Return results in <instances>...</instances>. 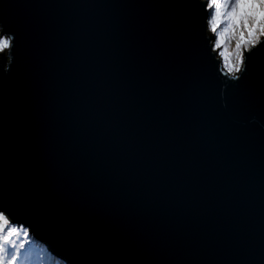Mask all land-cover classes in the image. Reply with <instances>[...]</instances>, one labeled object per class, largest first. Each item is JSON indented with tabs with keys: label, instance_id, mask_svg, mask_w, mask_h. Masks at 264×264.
Here are the masks:
<instances>
[{
	"label": "water",
	"instance_id": "water-1",
	"mask_svg": "<svg viewBox=\"0 0 264 264\" xmlns=\"http://www.w3.org/2000/svg\"><path fill=\"white\" fill-rule=\"evenodd\" d=\"M9 2L42 5L9 10L24 49L6 111L0 97V193L14 192L38 213L33 236L63 260L52 234L89 256L160 245L209 247L207 258L221 259L230 237L242 234L264 264V133L247 125L254 115L264 120V98L232 106L246 127L198 111L167 7L176 0ZM182 165L195 176L187 192L209 205L199 227L212 231L211 241L190 224L177 228L187 196H158L151 212L137 211L145 183L160 188Z\"/></svg>",
	"mask_w": 264,
	"mask_h": 264
},
{
	"label": "snow or ice",
	"instance_id": "snow-or-ice-1",
	"mask_svg": "<svg viewBox=\"0 0 264 264\" xmlns=\"http://www.w3.org/2000/svg\"><path fill=\"white\" fill-rule=\"evenodd\" d=\"M257 2L264 12V0H176L167 5L171 10L169 15L178 24L183 55L194 76L199 96L198 111L205 117L215 115L233 125L246 127L245 123L241 124L232 117V106L239 103L252 106L258 98H264V29L258 28L262 34L254 45L245 47L244 43H237L235 48L226 46V41L238 40L241 34L247 37L245 29L251 28L256 19ZM38 6L42 5H22L9 0L0 3V97H3L5 111L10 89L20 75L24 49L22 28L10 16L9 10ZM260 23L264 25V15L260 17ZM253 124L264 133V120L254 115L247 122V125ZM194 139L198 142V133H194ZM155 174L164 175L159 168ZM187 183H195V176L189 180L188 169L184 165L168 174L160 188L146 182L141 189L144 199L137 211L141 214L151 212L158 196L170 202L187 196L186 218L177 224V228L190 224L191 232L200 233L202 240L211 241L215 238L212 231L201 232L199 227L200 217L210 211L209 205L196 191L189 194L185 187ZM129 199H133L131 193ZM160 211L167 213L168 209ZM18 214L31 218L32 223L17 220ZM34 224L41 225V221L29 204L22 202L14 192L5 190L0 193V264H30ZM52 235L64 247L65 264H256L251 254L250 237L242 234L230 237L221 259L207 258L209 247L184 249L160 245L149 250L129 245L113 251L109 247L98 256H89L83 250L74 249L62 237Z\"/></svg>",
	"mask_w": 264,
	"mask_h": 264
},
{
	"label": "clouds",
	"instance_id": "clouds-1",
	"mask_svg": "<svg viewBox=\"0 0 264 264\" xmlns=\"http://www.w3.org/2000/svg\"><path fill=\"white\" fill-rule=\"evenodd\" d=\"M255 13H256V19L254 20L251 28L245 29V31L248 33L247 37H245L243 34H241L240 38L238 40L232 41L231 43L226 41V46L235 48V45L237 43H244L245 47H248L249 45H254L257 42V37L262 34L261 31H258V28L264 29V25L260 23V17L264 15V12L261 11L260 3L257 2L255 5ZM237 65L239 61V57H236Z\"/></svg>",
	"mask_w": 264,
	"mask_h": 264
},
{
	"label": "trees",
	"instance_id": "trees-1",
	"mask_svg": "<svg viewBox=\"0 0 264 264\" xmlns=\"http://www.w3.org/2000/svg\"><path fill=\"white\" fill-rule=\"evenodd\" d=\"M33 237V236H32ZM33 241H36L32 239ZM41 242V241H40ZM37 243H39L37 241ZM42 243V242H41ZM41 250L39 253L34 251V248H31V255H30V264H65L58 256L54 255L46 246L45 244H41Z\"/></svg>",
	"mask_w": 264,
	"mask_h": 264
},
{
	"label": "rangeland",
	"instance_id": "rangeland-1",
	"mask_svg": "<svg viewBox=\"0 0 264 264\" xmlns=\"http://www.w3.org/2000/svg\"><path fill=\"white\" fill-rule=\"evenodd\" d=\"M32 239H34L36 241H33ZM31 240H32V247L34 248V251H36L37 253H39L40 250H41V246L39 245V243H41L40 240L37 239L36 237H31ZM37 241L39 243H37ZM41 244H43V243H41Z\"/></svg>",
	"mask_w": 264,
	"mask_h": 264
}]
</instances>
